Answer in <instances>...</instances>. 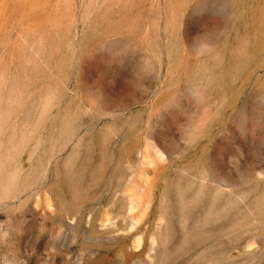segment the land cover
Returning <instances> with one entry per match:
<instances>
[{
    "label": "rangeland",
    "instance_id": "rangeland-1",
    "mask_svg": "<svg viewBox=\"0 0 264 264\" xmlns=\"http://www.w3.org/2000/svg\"><path fill=\"white\" fill-rule=\"evenodd\" d=\"M0 264H264V0H0Z\"/></svg>",
    "mask_w": 264,
    "mask_h": 264
}]
</instances>
